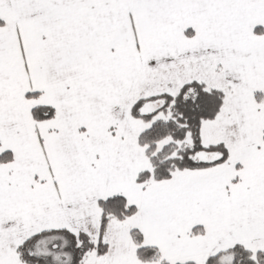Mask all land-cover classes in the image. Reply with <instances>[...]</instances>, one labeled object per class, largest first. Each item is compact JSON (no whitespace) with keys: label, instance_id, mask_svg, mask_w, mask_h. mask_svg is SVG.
<instances>
[{"label":"snow or ice","instance_id":"snow-or-ice-1","mask_svg":"<svg viewBox=\"0 0 264 264\" xmlns=\"http://www.w3.org/2000/svg\"><path fill=\"white\" fill-rule=\"evenodd\" d=\"M0 264H264V0H0Z\"/></svg>","mask_w":264,"mask_h":264}]
</instances>
